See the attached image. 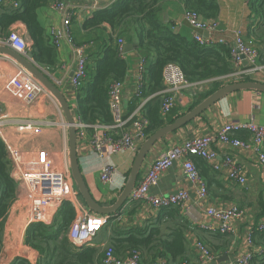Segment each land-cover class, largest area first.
<instances>
[{
	"label": "crops",
	"instance_id": "0c3cea01",
	"mask_svg": "<svg viewBox=\"0 0 264 264\" xmlns=\"http://www.w3.org/2000/svg\"><path fill=\"white\" fill-rule=\"evenodd\" d=\"M62 1L73 5L70 30L75 41L83 45L86 55L100 52L103 49V44L107 43L110 37L115 39L114 31L106 23L94 28L83 27L84 21L91 17L95 10L105 8L115 0H96V7H92L85 0ZM52 2L53 0L47 6L37 10L38 21L48 35H50V28H59L61 25V14L53 9ZM216 2L218 5L216 21L219 22L222 30L211 34L214 39L222 37L226 41L233 43V30L239 29L245 36L249 29L259 21V16L250 12L249 3H246L245 0H216ZM17 4L16 0H2L0 12L3 9L16 7ZM183 12L184 6L181 2L169 0L161 4V10L157 16L174 33L189 39L191 38L190 28L184 21ZM13 30L26 37L24 24L16 21L5 30L0 28V40H5L9 32ZM127 43L129 42H124V45ZM55 48V65L50 68L40 67L60 89L74 115L76 114V93L72 87L71 77L74 70L75 57L71 46L65 40H62L60 45L55 46ZM258 50V61L264 64V47L261 46ZM141 57L142 55L135 49L133 44L132 49L125 52L123 56L128 63V70L123 79V116L135 111H139L142 115L144 99L147 98V101L150 96L159 92L148 93V96H143L142 91L141 97L134 95V73ZM241 68L244 69L245 64L242 63ZM238 69L233 67V70ZM246 77L250 80L264 83V71L251 72L244 77H230L226 74L212 79H217L223 84ZM28 78L29 72L23 66L10 56L0 53V120L3 134L6 140L20 151L23 158L33 159L40 150H44L54 162L55 167L61 168L63 163L68 162L67 124L63 111L58 101L49 92L48 95H41L30 104L25 102L24 94ZM146 79L145 84L147 85V74ZM206 84L204 83L197 91L207 88ZM191 91L194 90H186L180 96L182 103L177 105L180 110L187 109L194 101V96H190ZM249 120L264 125V93L252 90H240L230 93L185 126L157 141L147 153L142 163L139 177L147 170L155 156L166 148L195 136L213 134L218 127L226 122H246ZM24 121H31L35 125H40L39 132L23 129ZM235 135L239 139L251 141V136L247 131L240 130ZM136 142L141 144L139 139ZM213 148L218 154L215 160L216 163L221 161L224 154H228L242 167V172L246 177L244 186L230 180L227 177V169L225 167H219L218 170H215L210 162L198 157L201 161L196 159L197 164L195 166L206 185L207 201L195 202L197 186L191 187L189 185L181 162H176L170 169L162 173L156 184L149 188L150 193L160 195L170 194L179 188L189 190L192 200H194L191 209L188 211L181 209L190 224V227L186 229L185 257L186 261L198 259L195 244L196 241H201L214 254V258L210 262L203 264H221L236 258L247 248L244 237L248 230L257 223L264 221V169L261 167L255 152L251 148L241 149L220 142L215 143ZM77 149L80 170L92 196L102 204H111L123 185L124 171L130 166L131 155L128 151H121L117 154L106 152L102 157H99L87 144L78 145ZM106 163L114 164L116 169L111 181L103 183L99 174L100 168ZM77 197L79 199L77 206L79 211L94 213L86 208L79 195ZM208 202L220 208L236 205L245 211L244 217L240 218L236 223V234H211L197 226L199 223L210 220L205 213ZM126 206L124 205L111 215L113 216L112 220L120 221L118 226L123 228L142 226L146 220L153 221L158 210L144 202H137V209L130 214L128 212L125 213L124 208ZM24 211H28L27 204L16 193V199L11 205L0 235V264H11L15 257L27 252L30 253L31 257L37 259L38 253L32 250L28 251L24 244V234L27 228V216L26 218L23 216ZM55 214L51 216L50 222ZM109 232L110 229L104 226L92 238L89 245L99 247L101 250L108 248ZM261 233H258V231L254 232L252 243L258 254L264 253V240L259 238Z\"/></svg>",
	"mask_w": 264,
	"mask_h": 264
},
{
	"label": "built area",
	"instance_id": "2783aa9c",
	"mask_svg": "<svg viewBox=\"0 0 264 264\" xmlns=\"http://www.w3.org/2000/svg\"><path fill=\"white\" fill-rule=\"evenodd\" d=\"M85 1L89 2L92 7H96V0ZM1 2L2 0H0ZM245 2L249 3L250 0H245ZM52 7L61 14V25L59 28H50L49 34L54 46H59L62 40H65L73 50L75 63L71 83L75 93H77V90L82 86L86 78L87 55L84 53L83 45L75 44L70 30L73 5L62 0H53ZM183 18L190 28L191 39L195 42L201 45L223 44L229 47L231 64L234 68L239 69L233 70L228 76L244 77L251 72L264 71V64L258 61V48L251 40L244 38L241 30H233L234 41L231 43L222 37L217 39L212 38V33L222 30L216 19L204 20L196 12L185 9ZM0 43L7 44L21 55L30 58L28 56L30 42L16 30L11 31L5 40H0ZM117 44V51L123 57L124 41L119 38ZM241 56L247 61L244 69H240L242 64ZM146 71L147 61L142 56L137 63L134 73V95L137 97H141L142 95ZM212 80L217 79L191 82L186 79L181 68L176 63H166L162 69L163 88L157 92L162 98L161 114L166 115L173 107L180 105L182 103L180 96L183 92L186 90H194L190 92V96L193 97L197 94L198 88H201L204 83ZM122 94L123 80L110 82L107 92L108 108L111 115L110 123L87 124L77 114H74V126L77 135V146L87 144L99 157H102L106 152L109 154H117L121 151H128L132 157V163L140 145L136 140L139 139L142 142L148 136L144 131L147 125V119L139 111L123 116ZM41 95H48V91L29 73L27 88L24 94L25 102L30 104L36 101ZM143 102H146V98ZM23 129L39 132L40 125H35L31 121H24ZM240 130L247 131L251 136V141L239 139L235 133ZM0 138L4 142L10 159V175L16 184V193L27 204L26 225L28 226L34 222L50 223L51 216L55 214L61 203L68 201L76 211V215L67 231L69 241L76 247L90 244L92 238L108 223L110 216L78 210V192L71 183L69 163H63L61 168L55 167L54 162L44 150H40L33 159L23 158L20 151L6 140L2 131L1 120ZM217 142L241 149L251 148L255 152L261 167L264 169V125L253 120L246 122H226L218 127L213 134L185 139L159 152L150 162L147 170L137 179L126 205L144 202L155 209L179 207L182 210H190L194 200H192L189 190L186 188H179L166 195L152 194L149 192L150 186L156 184L159 176L170 169L176 162H181L189 185L191 187L197 186L195 202L207 201V188L197 167L192 161V157L194 156L210 162L212 168L215 170H218L219 167H225L227 169V177L239 185L244 186L246 177L242 172V167L234 158L228 154H224L219 163L215 162L218 154L213 148V145ZM129 168L130 166L124 171L123 184ZM115 169L116 166L114 164H103L100 168V180L103 183L110 182ZM205 213L210 220L199 223L197 226L211 234H236V223L245 215V211L236 205H228L225 208H220L209 202L206 206ZM255 231H264V221L251 227L245 234L246 250L233 260L221 264H250L254 253L257 252V249L252 246ZM195 248L198 253V259L194 261L184 260L176 264H203L210 262L214 258L212 251L203 242L196 241ZM99 264L172 263L163 258L144 261L137 250H132L124 256H117L111 249L105 248Z\"/></svg>",
	"mask_w": 264,
	"mask_h": 264
},
{
	"label": "trees",
	"instance_id": "16d2710c",
	"mask_svg": "<svg viewBox=\"0 0 264 264\" xmlns=\"http://www.w3.org/2000/svg\"><path fill=\"white\" fill-rule=\"evenodd\" d=\"M16 1V7L0 12V28L5 30L16 21L23 23L30 42L28 56L41 67H52L56 63V48L37 16V10L47 6L51 0ZM165 1L169 0H115L111 5L95 10L91 17L84 21V28H94L106 23L116 37H110L100 52L87 55L86 78L77 90L75 109L83 122H111L107 102L109 84L114 80L122 81L128 70L127 60L117 51L119 38L132 43L147 61L148 82L144 85L143 96L163 88L162 69L168 62L176 63L186 79L191 82L233 72L228 46L201 45L191 38L174 33L158 18L161 4ZM176 1L181 2L185 10L196 12L204 20L217 18L216 0ZM248 5L250 12L259 16V21L249 29L244 38L251 40L259 49L264 47V0H250ZM74 42L80 45L75 39ZM206 85L207 88L197 92L187 109L180 110L176 106L166 115L161 114V95L156 93L150 96L142 106V115L147 119L145 133L149 135L165 123L171 122L222 84L212 80ZM196 159L199 158L192 157L194 164H197ZM10 170V159L0 138V235L11 205L16 199V184ZM135 209L137 203H130L124 211L131 214ZM75 215L76 211L71 203L63 201L50 223L29 224L24 234V244L28 251L38 253L37 259L27 252L15 257L11 264H99L105 248L101 250L89 244L76 247L68 239V227ZM112 219L113 216L105 225L110 229L106 249H111L115 255L124 256L132 250H137L144 261L163 258L176 264L186 260V229L190 224L179 207L159 208L153 221L146 220L142 226L137 227L123 228L118 226L120 221ZM259 238L264 240V231ZM250 264H264V253H254Z\"/></svg>",
	"mask_w": 264,
	"mask_h": 264
},
{
	"label": "water",
	"instance_id": "95a60500",
	"mask_svg": "<svg viewBox=\"0 0 264 264\" xmlns=\"http://www.w3.org/2000/svg\"><path fill=\"white\" fill-rule=\"evenodd\" d=\"M204 35H206V33H204ZM131 49V43L123 45L124 53ZM0 53H4L10 56L21 66H23L58 101L63 111L65 122L67 124L68 163L71 178L78 192V195L80 196L86 208L99 215L103 214L111 216L124 205H126L130 192L140 175L142 163L151 147L157 141H159L169 133L185 126L201 113L206 111L209 107L218 102L220 99L226 97L232 92L240 90H252L264 93V83L250 79L233 80L231 82H226L220 85L216 90L201 99L192 108L177 116L171 122L165 123L163 126L153 131L141 142L126 174L125 182L115 200L111 204H102L92 196L81 173L77 149V135L74 126L73 114L70 105L64 98L60 89L52 82V80H50V78L44 73V71L38 64H36L32 59L28 57L26 58L17 51L13 50L9 45L0 44ZM241 58L242 63L247 65L246 59L243 56H241Z\"/></svg>",
	"mask_w": 264,
	"mask_h": 264
},
{
	"label": "rangeland",
	"instance_id": "374dc122",
	"mask_svg": "<svg viewBox=\"0 0 264 264\" xmlns=\"http://www.w3.org/2000/svg\"><path fill=\"white\" fill-rule=\"evenodd\" d=\"M70 177H71V173H70ZM71 183H72V186H73L74 189H75V185H74V183H73L72 178H71ZM23 216H25V218H26V216H27V212H26V211L23 212Z\"/></svg>",
	"mask_w": 264,
	"mask_h": 264
}]
</instances>
